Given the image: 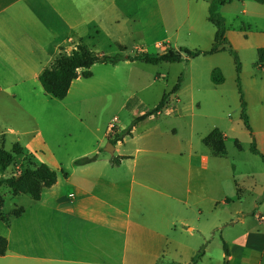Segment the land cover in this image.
<instances>
[{
	"label": "crops",
	"instance_id": "obj_1",
	"mask_svg": "<svg viewBox=\"0 0 264 264\" xmlns=\"http://www.w3.org/2000/svg\"><path fill=\"white\" fill-rule=\"evenodd\" d=\"M118 1L0 0V125L20 122L37 124L46 108L57 115H73L72 105L66 100L74 84L83 78L75 80L67 98L60 101L44 92L39 76L59 56L69 53L78 44L93 40L111 20L117 22ZM169 2L174 5L176 0ZM185 4L187 37L191 42L200 43L204 36L196 33L193 25L189 24L191 3L187 0ZM250 6L263 12L261 18L254 28H234V40L230 43L239 56L248 54L254 67L258 63V49L264 48V4ZM162 8L155 0L153 16L163 20L165 25ZM248 12L247 3L243 2L241 14L245 16ZM226 28V37L231 39V29L227 24ZM235 33L241 35V40ZM245 35L247 39L243 40ZM195 36L196 41L193 40ZM214 41L215 33L212 43ZM166 43H169L168 38L157 41L155 49L160 53L168 48L175 49ZM143 52L147 53V50L143 49L140 53ZM120 63L112 66H119ZM258 72L261 74L257 75L254 71L246 84L243 80V91L252 135L260 151L264 144V67ZM188 80L192 87L195 86V78L190 72ZM168 105L162 113H170L177 106L169 108ZM126 108L123 104L122 110ZM190 116L189 127L194 131L193 103L185 108V117ZM114 120L119 118L114 117ZM153 120L154 116H151L139 122L133 128L129 141L124 138L113 145L114 155L105 166L98 165L103 160L99 148L91 151L90 155L99 156L96 162L76 166L69 176L58 177L56 185L46 189L41 200L35 201L29 212L24 209L19 217L13 215L16 221L22 220V225L17 228L18 237H15L12 224L9 220L6 222L7 234L3 236L8 241V247L6 254L0 256V264H159L163 256L171 255V251L179 250L181 245L188 251L186 258L179 262L168 256L167 264H193L197 248L187 247L177 240L179 223L186 226V233L190 235L203 220L207 230L212 232H221L222 227L223 231L233 227V219L223 226L216 216L222 208L233 204L231 201L242 202L243 199L238 193H241L239 187L234 197L231 193L220 196L218 159L228 155L227 149L224 156H218L209 147V153L197 152L192 146L183 149L178 142V148H174L173 141L168 138L170 133L161 134L165 139L160 142L152 125L145 126L144 133L137 136L139 127ZM112 127L109 126L110 132ZM214 127L218 129L217 125ZM122 129L117 127V133ZM7 132L21 134L9 126L0 130V137ZM172 133L175 134L176 130ZM37 135L41 136L40 133ZM17 139L22 142L21 138ZM40 142L32 137L24 145L16 144L21 145L25 154L37 156L41 149L46 148L45 141L42 146ZM130 142L135 147L126 149ZM113 157L122 158L121 163L112 164ZM227 199L230 202H226ZM238 214L243 217L240 218L242 221L246 211L241 209ZM258 219L260 226H264V216ZM204 233L201 230V234ZM17 238V246L12 247V241L16 242ZM225 244L229 263L237 260L250 264V261L247 263L250 257L244 255L247 251V255L250 252L264 255V230L234 240L231 235L226 238Z\"/></svg>",
	"mask_w": 264,
	"mask_h": 264
},
{
	"label": "rangeland",
	"instance_id": "obj_2",
	"mask_svg": "<svg viewBox=\"0 0 264 264\" xmlns=\"http://www.w3.org/2000/svg\"><path fill=\"white\" fill-rule=\"evenodd\" d=\"M158 1L163 7L165 25L163 20H158L157 17L155 19L153 16L152 8L155 0H119L118 21L111 20L104 25L102 32L95 35L93 40L85 41V45L97 55H122L124 57L139 54L143 49L151 55L162 54L155 49V43L164 38L166 40L168 38L169 43L166 44L175 49L186 47L191 50L196 48V50L205 51L212 48L216 31L215 26L208 19V7L212 0H189L192 11L189 24L193 25L196 33L203 34L204 37L200 43L191 42L192 40L187 37L188 28L187 25H184L187 0H176L174 5L169 0ZM243 2L247 3L249 11L245 16L241 14ZM250 5L261 4L254 0H232L225 6H218L217 12L231 29L232 34H229L231 39H227L228 43L234 40V28H254L256 21L261 18L263 12L255 10ZM235 36L241 40L240 34L235 33ZM196 39L195 36L193 40L196 41ZM246 39V35L243 36V40ZM163 43L165 44V42ZM230 45L233 48L231 43ZM75 49L73 48L65 55H70ZM238 57L241 64L240 80L244 90L243 80L246 84L254 71L257 72V75L261 73L258 72L260 69L251 65V58L248 54L238 55ZM242 62L244 63L243 68ZM215 69H220L225 78L224 84L217 87L211 81V73ZM91 71L93 77L88 80L81 79L75 83L66 100L72 105V116L66 117L62 113L57 115L52 109L46 108L37 124L20 122L0 125V130H6L11 126L22 134L5 133L3 137H0V149L4 148L11 152L14 144L19 142L24 145L32 137L41 140L40 146H42L43 140L46 143V148L41 149L37 156L24 153L23 156L16 157L7 169L5 176L16 175L26 168L40 163H45L57 171L58 177L69 176L72 169L77 166L75 161L89 157L90 152L97 148H99L100 156L103 157L102 162H99L98 165L105 166L106 161L112 156L106 152L108 144L111 143L112 134H114V131L110 132L109 126L113 125L116 130L117 127H121L122 131L128 128L135 116L154 109L160 103L163 95L170 93L179 78L182 77L179 91L172 94L168 100V107L171 108L177 104L176 108L170 113L163 112L162 115H155L152 122L143 123L139 127L137 136L144 133L145 126L152 125L156 128L155 133L160 142H164L165 139V136H161V134L170 133L168 138L173 141L174 148H178L176 145L178 142L183 149L192 146L197 152L209 153L210 150L203 140L215 129L214 125L218 126V129L226 136L228 154L226 157L218 159L221 172L220 196L224 197L225 194L231 193L234 197L237 187H239L241 193L239 191L238 193L243 198L242 202L233 200L231 201L233 204L216 213L217 219L223 226L233 219V227L229 226L224 231V227H222L221 232H212L207 230L208 227H205L206 222L203 220L200 227H196L195 232L190 235L186 233V226L179 223L177 225V240L183 242L187 247L197 248V253L200 250L204 251L203 256L196 262L197 264H242L237 260L228 262L223 243L231 235L234 240L245 237L249 233L264 230V226H260L258 219L260 216H264V144L261 145L259 151L261 156L252 153L251 144L255 139L246 130L240 118L241 98L233 55L228 52H220L212 56L201 55L192 60L186 59L181 63H162L157 66L140 61H123L119 66L95 64ZM189 72L195 78L193 87L188 80ZM53 101L56 102V100ZM192 103L195 105L194 131L189 127L192 117H185V108ZM123 104L127 106L124 110H122ZM114 117L119 120L115 121ZM174 129L176 135L172 133ZM25 131L28 133L25 134ZM38 133L41 136H38ZM18 137L23 143L18 141ZM130 137L124 138L129 141ZM132 143L127 144L126 149L134 148L135 145L133 143L132 146ZM257 148L259 149V147ZM197 162L199 165V158ZM233 166H236L235 169ZM1 175L0 171V177ZM34 205L35 201L29 196H14L10 189L0 188V212L12 224L13 236L18 237L17 228L22 225V220L16 221L13 214L21 208L29 212ZM241 209L246 211L242 221L240 218L243 217L238 214ZM7 227L6 222L0 218V236L4 237L3 235L7 234ZM201 230L205 233L201 234ZM18 240L19 238L16 239V242L12 241V247L17 246ZM187 252L181 245L179 250L171 251V255L168 256L169 259L182 262L186 258ZM247 254L248 251L244 254L245 257H250L247 263L250 261V264H259L260 262L264 264V255L260 252ZM252 254L254 255L251 256ZM168 256H163L159 264H167ZM244 261L246 262V260Z\"/></svg>",
	"mask_w": 264,
	"mask_h": 264
},
{
	"label": "trees",
	"instance_id": "obj_3",
	"mask_svg": "<svg viewBox=\"0 0 264 264\" xmlns=\"http://www.w3.org/2000/svg\"><path fill=\"white\" fill-rule=\"evenodd\" d=\"M259 4H264V0H254ZM230 0H212L209 6V21L215 26V41L212 48L209 51L203 50H191L186 47H180L179 49H166L164 53L151 55L149 53H139L134 56L124 57L122 55L107 56V55H97L90 51L85 44H78L76 49L70 54L59 57L54 64L44 70V72L39 76V81L44 92L47 95L57 99L64 100L67 98L70 88L73 82L79 78L90 79L93 77L92 67L95 64H111L116 65L123 61L129 62H144L149 65H160L162 63H181L186 59H194L201 55H214L220 52H228L235 58L236 69H237V86L241 98V113L240 118L244 124L246 130L252 135V128L249 124V117L247 114V104L245 101L244 91L242 89L240 73L241 64L237 51H235L226 38V21L217 12L218 6L229 3ZM258 63L256 67L259 69L264 67V48L258 49ZM211 81L215 86L224 84L225 78L220 69H215L211 73ZM182 82V77L179 78L178 83L175 85L170 93H165L160 101V103L152 110L136 117L131 125L123 130L121 133H117L116 127H112L114 131V136L112 137L111 143L113 145L117 142L122 141L126 136H132V131L135 125L139 122L146 120L147 118L155 115H159L167 107L168 100L172 94L179 91ZM253 136V135H252ZM226 136L219 130L214 129L211 131L204 139V143L208 146L215 155L224 156L226 153ZM238 145V143L236 142ZM239 146V145H238ZM251 151L253 154L261 156V153L257 149L255 140L251 144ZM24 150L19 144H15L11 152L0 149V188L6 187L11 190L14 196L27 195L34 201L41 200L42 194L46 189L52 188L56 185L58 181V173L53 170L50 166L45 163L37 164L31 168H26L20 173L6 177L5 173L7 169L14 162L15 158L22 156ZM98 156L84 157L75 161L77 166H84L96 162ZM122 158L113 157L112 164L119 165ZM226 202H230L227 199ZM24 212L21 208L13 215L19 217ZM0 218L2 221L7 222L8 220L0 212ZM225 253L227 258L229 257V252L227 245L223 243ZM8 241L6 238L0 236V256H4L7 252ZM204 254L203 250H200L196 256L192 259V263L195 264Z\"/></svg>",
	"mask_w": 264,
	"mask_h": 264
},
{
	"label": "water",
	"instance_id": "obj_4",
	"mask_svg": "<svg viewBox=\"0 0 264 264\" xmlns=\"http://www.w3.org/2000/svg\"><path fill=\"white\" fill-rule=\"evenodd\" d=\"M106 152L110 153L111 155H114L115 148H114V146L111 143L108 144V147L106 149Z\"/></svg>",
	"mask_w": 264,
	"mask_h": 264
}]
</instances>
